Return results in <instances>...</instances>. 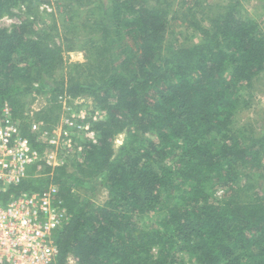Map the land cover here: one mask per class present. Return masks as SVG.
Returning a JSON list of instances; mask_svg holds the SVG:
<instances>
[{
  "label": "trees",
  "instance_id": "16d2710c",
  "mask_svg": "<svg viewBox=\"0 0 264 264\" xmlns=\"http://www.w3.org/2000/svg\"><path fill=\"white\" fill-rule=\"evenodd\" d=\"M33 1L0 0V16ZM240 1L66 0L56 43L30 19L0 29V110L37 149L33 92L51 93L36 113L49 124L66 94L104 114L73 171L47 166L0 194L56 187L58 264H264V122H239L264 74V30ZM77 44L84 61L68 63ZM97 181L102 203L76 191Z\"/></svg>",
  "mask_w": 264,
  "mask_h": 264
},
{
  "label": "built area",
  "instance_id": "2783aa9c",
  "mask_svg": "<svg viewBox=\"0 0 264 264\" xmlns=\"http://www.w3.org/2000/svg\"><path fill=\"white\" fill-rule=\"evenodd\" d=\"M0 29L11 30L6 15L0 16ZM83 98L60 96L59 120L49 128L38 123L30 126L42 144L40 150L21 133L9 108L0 110V194L27 178L44 176L47 166L64 165L70 155L79 159L96 144L98 133L92 128L96 117L73 111ZM82 133L85 139H78ZM56 193V187L49 186L47 190L0 198V264L59 263L55 237L64 215ZM65 264L77 263L69 256Z\"/></svg>",
  "mask_w": 264,
  "mask_h": 264
},
{
  "label": "rangeland",
  "instance_id": "374dc122",
  "mask_svg": "<svg viewBox=\"0 0 264 264\" xmlns=\"http://www.w3.org/2000/svg\"><path fill=\"white\" fill-rule=\"evenodd\" d=\"M61 1L64 2L66 0H50V3L34 0L33 3H31V5L28 7L25 4L11 7L9 9L10 11L4 13L3 15H6L10 20L11 29L15 25H19L24 19H30L34 21L36 29L40 33L48 35L47 39L49 42L56 43L59 41V38L64 35L62 21V17H64V15L60 13L61 8L58 10L56 8V2ZM239 9L242 10L244 14L257 19L261 28L264 30V0H241ZM55 27L58 29V33L56 32L57 34H55ZM187 32L189 31H184L185 34H187ZM59 33H61V35H59ZM83 35L85 36V33L82 31L79 36L82 37ZM78 45L80 44H77L73 50L64 52L65 59L68 60V63L84 61V51L80 50ZM47 89L49 90L50 88L47 87ZM50 97L51 93L49 91L42 93H32L31 98L28 99L26 104V111L24 112V119L26 122H29L30 126L33 123H38L45 128H49L51 125H54V123L49 124L39 119L37 120L39 114L36 115V113H40L41 115V113L46 110ZM80 97L84 98L82 100H78L80 104L73 106L74 112L80 110L81 114L84 116L92 114L97 120L104 118V114L96 107L95 103L90 97L86 95ZM27 98L28 96L25 97V99ZM251 101L252 102L250 103L249 108H246L240 116L239 122L241 124L247 123L249 126L251 125L250 128L252 131L259 132L261 131L262 124L264 122V74L256 82V90L253 92ZM94 110L98 111V113L94 112ZM77 114L80 113L77 112ZM123 136V134L116 136L114 140L115 148L122 143ZM78 139H85L84 133L78 136ZM75 159V156L70 155V158L64 164L69 172L73 171L74 169L73 164H75ZM76 191L82 196L90 197L91 200H94L97 203H102L107 196L106 189L100 185L98 181L77 186ZM218 194H220V192ZM186 264L194 263L187 259Z\"/></svg>",
  "mask_w": 264,
  "mask_h": 264
}]
</instances>
